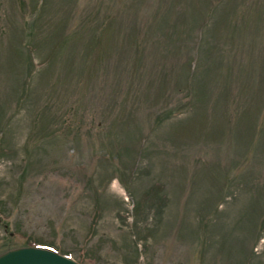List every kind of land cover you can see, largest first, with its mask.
I'll return each mask as SVG.
<instances>
[{"label": "rangeland", "instance_id": "obj_1", "mask_svg": "<svg viewBox=\"0 0 264 264\" xmlns=\"http://www.w3.org/2000/svg\"><path fill=\"white\" fill-rule=\"evenodd\" d=\"M33 241L264 264V0H0V253Z\"/></svg>", "mask_w": 264, "mask_h": 264}, {"label": "water", "instance_id": "obj_2", "mask_svg": "<svg viewBox=\"0 0 264 264\" xmlns=\"http://www.w3.org/2000/svg\"><path fill=\"white\" fill-rule=\"evenodd\" d=\"M0 264H80L67 255L38 246H20L0 253Z\"/></svg>", "mask_w": 264, "mask_h": 264}, {"label": "trees", "instance_id": "obj_3", "mask_svg": "<svg viewBox=\"0 0 264 264\" xmlns=\"http://www.w3.org/2000/svg\"><path fill=\"white\" fill-rule=\"evenodd\" d=\"M25 245H34V246H43V245H46V244H41V243H38V242H25ZM47 246H51V245H47ZM47 246H43V247H45V248H48Z\"/></svg>", "mask_w": 264, "mask_h": 264}]
</instances>
